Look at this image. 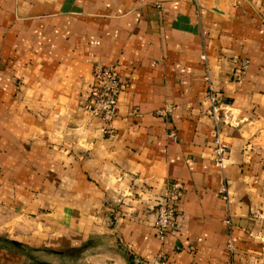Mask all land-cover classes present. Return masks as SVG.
<instances>
[{
  "label": "crops",
  "instance_id": "1",
  "mask_svg": "<svg viewBox=\"0 0 264 264\" xmlns=\"http://www.w3.org/2000/svg\"><path fill=\"white\" fill-rule=\"evenodd\" d=\"M96 62L122 84L110 135L83 112ZM169 182L183 193L160 243ZM38 249L82 250L83 264L159 252L169 264H264V0H0V264Z\"/></svg>",
  "mask_w": 264,
  "mask_h": 264
},
{
  "label": "built area",
  "instance_id": "2",
  "mask_svg": "<svg viewBox=\"0 0 264 264\" xmlns=\"http://www.w3.org/2000/svg\"><path fill=\"white\" fill-rule=\"evenodd\" d=\"M201 59L206 61L205 57ZM247 67V61H243L239 72L235 75L236 82L241 83L243 75ZM91 84L89 86L90 93L86 101L83 112L88 119H99L104 124L103 133L110 135L112 133V122L117 116V100L121 92V80L115 67L107 66L102 63H95L92 67ZM205 82L207 85L206 102L209 104V112L211 117L216 120L217 113L221 107V101L217 92L209 78L208 67L205 65ZM170 114V108H166L158 115L165 117ZM171 139H174V134L170 133ZM214 165L222 173L227 165L225 158L226 150L218 142H216ZM223 177V176H222ZM183 193V187L179 182L167 183L166 193L163 199L155 206L154 229L157 239L163 243L166 234L177 227V210L176 203L180 200ZM219 195L226 199L227 191L224 179H221ZM235 239L232 236L230 227H228V237L226 241V249L230 256L233 255ZM151 264H169L165 260L163 252H159L156 259Z\"/></svg>",
  "mask_w": 264,
  "mask_h": 264
},
{
  "label": "rangeland",
  "instance_id": "3",
  "mask_svg": "<svg viewBox=\"0 0 264 264\" xmlns=\"http://www.w3.org/2000/svg\"><path fill=\"white\" fill-rule=\"evenodd\" d=\"M15 247H19L16 245ZM35 264H83L85 257L82 255V250H69L63 255H53L46 250H35L33 253ZM27 262V260H26Z\"/></svg>",
  "mask_w": 264,
  "mask_h": 264
},
{
  "label": "trees",
  "instance_id": "4",
  "mask_svg": "<svg viewBox=\"0 0 264 264\" xmlns=\"http://www.w3.org/2000/svg\"><path fill=\"white\" fill-rule=\"evenodd\" d=\"M35 250H31V251H29L28 253H27V259H28V261H27V263L26 264H35V263H33L34 261V258H33V252H34ZM50 252V251H49ZM51 254H53V255H58V256H61V255H63V254H60V253H52V252H50Z\"/></svg>",
  "mask_w": 264,
  "mask_h": 264
}]
</instances>
